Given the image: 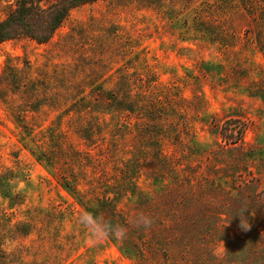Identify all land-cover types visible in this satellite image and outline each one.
I'll return each instance as SVG.
<instances>
[{
    "label": "rangeland",
    "instance_id": "obj_1",
    "mask_svg": "<svg viewBox=\"0 0 264 264\" xmlns=\"http://www.w3.org/2000/svg\"><path fill=\"white\" fill-rule=\"evenodd\" d=\"M233 4L99 0L71 10L47 43L0 44V175L10 179L0 264H264V50L245 39ZM14 6L0 0V20ZM35 81L49 101L38 110ZM109 93L133 110L107 104ZM69 95L84 102L61 104ZM226 123L245 128L239 144L222 141ZM47 127L63 133L52 163L32 154L51 150ZM84 128L100 134L88 141ZM161 159L177 170H151ZM82 210L125 226L126 238L88 243ZM141 212L150 228L131 224Z\"/></svg>",
    "mask_w": 264,
    "mask_h": 264
},
{
    "label": "trees",
    "instance_id": "obj_2",
    "mask_svg": "<svg viewBox=\"0 0 264 264\" xmlns=\"http://www.w3.org/2000/svg\"><path fill=\"white\" fill-rule=\"evenodd\" d=\"M99 0H15L14 9L11 10L4 19L0 20V44L17 38H27L37 44L47 43L55 34V32L61 27L63 22L67 19L69 13L74 8L83 5L94 3ZM233 8H238V17L240 20L246 24L248 31L246 32V40H248L251 45L255 48H258L260 52H263L264 47V0H237V4L230 5ZM201 29H198V32H201L205 35H210L212 40H221V49L228 51L232 48V44H227L225 41V35H222L221 31H214L216 28H210L209 25L201 23ZM15 79L13 80V83ZM29 97L33 100L35 108L38 110L43 105L49 106V101H46L39 93V88L37 82H32L31 92L28 93ZM108 97H103L107 104L115 102L118 104L120 111H131L130 104L134 103L131 100L117 101V98L113 94L109 93L106 95ZM142 98L145 95H140ZM59 97V96H58ZM64 102L70 100L72 103L71 107L77 106L80 104V101L84 102L83 98H79L74 95H69L64 97ZM78 98V99H76ZM59 102V99H58ZM82 102V103H83ZM111 102V103H110ZM144 102L145 101H138ZM123 104V105H122ZM137 107V105H135ZM141 108V107H140ZM139 111V109H137ZM22 130V134L29 136V133L32 134L33 128H30L25 125H18ZM40 126H37L36 129H40ZM48 131H51V134L48 136L49 146L51 150L48 153H36L32 154L35 156L38 162L52 163L54 148L52 145H55L58 141V137H62L63 133L56 128L54 130L51 127H47ZM83 130V129H82ZM96 129L91 128V131L88 132L87 128H84L86 133V140H92L94 134H100L95 131ZM245 128L237 125V123H226L222 128V141L226 145H236L242 141ZM82 138L83 135H82ZM24 140V138H22ZM54 150V151H53ZM150 169L156 172L165 171H176L177 166L172 165L171 161H165L161 159L160 161L151 162L149 164ZM10 174V173H9ZM172 179V178H171ZM9 178L7 174L0 175V194L6 192L9 189ZM173 181V179H172ZM156 182V181H155ZM62 185L70 189L69 183L65 180H62ZM108 203H112L113 199L107 197L105 199Z\"/></svg>",
    "mask_w": 264,
    "mask_h": 264
},
{
    "label": "clouds",
    "instance_id": "obj_3",
    "mask_svg": "<svg viewBox=\"0 0 264 264\" xmlns=\"http://www.w3.org/2000/svg\"><path fill=\"white\" fill-rule=\"evenodd\" d=\"M233 216L239 218L238 228L241 231L247 232L250 229L251 225L248 222V217L245 216V211L235 213ZM153 222V218L143 212L136 214L131 220L133 226L138 228L143 227L145 229L150 228ZM76 223L84 230L87 242L92 245L105 242L109 239L123 241L128 232V229L125 226L118 223H111L110 221L105 220L102 216L93 215L92 212L86 210L80 212L76 219ZM226 253L227 251L222 243L220 255L222 256Z\"/></svg>",
    "mask_w": 264,
    "mask_h": 264
}]
</instances>
